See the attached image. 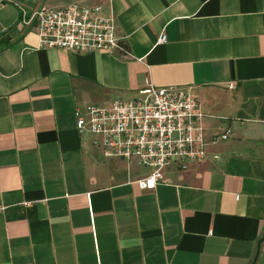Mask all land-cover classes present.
I'll return each instance as SVG.
<instances>
[{"label": "crops", "instance_id": "obj_1", "mask_svg": "<svg viewBox=\"0 0 264 264\" xmlns=\"http://www.w3.org/2000/svg\"><path fill=\"white\" fill-rule=\"evenodd\" d=\"M71 3L113 12L132 57L39 48L18 23ZM146 78L231 131L152 188L74 116ZM0 264H264V0H0Z\"/></svg>", "mask_w": 264, "mask_h": 264}, {"label": "built area", "instance_id": "obj_2", "mask_svg": "<svg viewBox=\"0 0 264 264\" xmlns=\"http://www.w3.org/2000/svg\"><path fill=\"white\" fill-rule=\"evenodd\" d=\"M18 23L34 27L39 48L78 53L105 50L132 57L123 44L124 36L117 32L115 14L104 13L101 5H40L21 14ZM163 42L165 35L161 34L157 43ZM74 116L78 133L88 134L103 158L123 160L128 170L133 166L145 170L136 180L140 188L164 182L171 168L188 169L208 155L210 146L231 134L229 128L207 132L208 114L189 88L155 86L148 78L136 97L76 108ZM211 156L219 157L216 153Z\"/></svg>", "mask_w": 264, "mask_h": 264}, {"label": "rangeland", "instance_id": "obj_3", "mask_svg": "<svg viewBox=\"0 0 264 264\" xmlns=\"http://www.w3.org/2000/svg\"><path fill=\"white\" fill-rule=\"evenodd\" d=\"M91 104H97V103H89V104L84 105V107H86V106H88V105H91Z\"/></svg>", "mask_w": 264, "mask_h": 264}]
</instances>
